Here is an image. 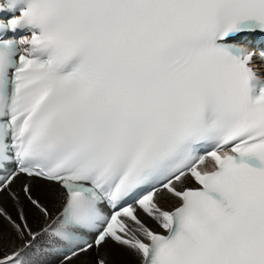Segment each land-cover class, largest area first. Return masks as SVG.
<instances>
[{"label": "snow or ice", "instance_id": "1", "mask_svg": "<svg viewBox=\"0 0 264 264\" xmlns=\"http://www.w3.org/2000/svg\"><path fill=\"white\" fill-rule=\"evenodd\" d=\"M0 264H264V0H0Z\"/></svg>", "mask_w": 264, "mask_h": 264}, {"label": "bare ground", "instance_id": "2", "mask_svg": "<svg viewBox=\"0 0 264 264\" xmlns=\"http://www.w3.org/2000/svg\"><path fill=\"white\" fill-rule=\"evenodd\" d=\"M8 206H9V209L11 210V205L9 204Z\"/></svg>", "mask_w": 264, "mask_h": 264}]
</instances>
